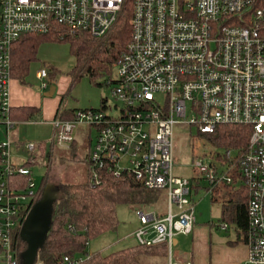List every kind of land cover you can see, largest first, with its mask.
Returning a JSON list of instances; mask_svg holds the SVG:
<instances>
[{"label":"built area","instance_id":"2783aa9c","mask_svg":"<svg viewBox=\"0 0 264 264\" xmlns=\"http://www.w3.org/2000/svg\"><path fill=\"white\" fill-rule=\"evenodd\" d=\"M124 5L131 7L130 36L116 65L113 110H79L70 120L54 119L53 145L70 149L78 124L96 130L88 155L89 183L102 173L130 175L145 189L163 191V214L137 208L132 236L140 246L164 245L168 264L175 260L176 236L187 235L196 218L190 180L173 177L176 125L212 134L218 126L238 125L250 136L237 165L248 191L245 244L247 264H264V0H0V247L5 264H18L12 232L21 226L37 196L30 167L40 143L23 142L12 152L15 127L10 109L11 49L26 35L62 38L86 33L100 38L115 23ZM47 91V71L36 74ZM227 151L224 160H231ZM16 157V158H15ZM17 160L21 163H17ZM208 157L193 168L208 185H232L234 165L218 168ZM18 177L27 179L24 186ZM220 229L228 226L222 223ZM63 257L57 264H78ZM34 264H42L36 262Z\"/></svg>","mask_w":264,"mask_h":264},{"label":"trees","instance_id":"16d2710c","mask_svg":"<svg viewBox=\"0 0 264 264\" xmlns=\"http://www.w3.org/2000/svg\"><path fill=\"white\" fill-rule=\"evenodd\" d=\"M130 16L131 7L124 5L113 26L100 38L90 37L86 33L70 35L60 28L57 29L63 32L61 39L53 35L22 36L11 49L10 79L17 80L24 86L30 65L36 61L37 50L41 43L68 41L70 55L74 59V65L67 74L70 78L69 91L82 78H87L92 85L101 86L97 84L98 79L110 76L112 67H116L125 50L130 36ZM52 77L53 74L47 71V80ZM109 82L113 83V80ZM104 102L101 104L102 108ZM37 111L33 108H22L21 112L25 113L21 117L22 120L24 122L31 120L33 113ZM77 111L79 110L62 111L58 108L54 119L70 120ZM249 136L250 129L238 125L218 126L212 134L199 135L204 138L211 149L234 153L230 161L224 160L226 167L234 165L228 173L233 179L232 185L216 187L211 196L212 202L221 203V221L227 226H234L236 241L231 244L245 243L246 239L248 191L240 176L237 161L247 146ZM73 146L74 143L70 149ZM43 148L44 144L41 142L40 151ZM219 158L217 155L216 159L219 160ZM224 162L218 163L223 167ZM24 166L31 167L32 165L25 164ZM46 179V176L42 179L37 189V196L29 206L30 208L41 198L42 191L48 183ZM16 181L24 186L27 179L18 177ZM57 187L59 197L53 205L50 229L43 247L38 251L36 262L57 264L65 256L81 257L82 261L78 264H141L142 257L158 263L166 261L164 245L140 246L137 244L108 254L87 251L90 241L118 228L117 209L119 206L158 208L157 204L164 202L163 191L147 190L140 182L126 174L115 178L102 173L100 184L91 186L89 169L86 184L57 185ZM190 187L191 196L199 190V184L194 179L190 180ZM19 233L20 229L12 232V250L17 263L21 264V255L27 245ZM0 254H2L1 247Z\"/></svg>","mask_w":264,"mask_h":264},{"label":"rangeland","instance_id":"374dc122","mask_svg":"<svg viewBox=\"0 0 264 264\" xmlns=\"http://www.w3.org/2000/svg\"><path fill=\"white\" fill-rule=\"evenodd\" d=\"M74 65V59L70 55L69 43L44 41L41 43L37 50L36 61L30 65L29 75L25 80V87L28 88L34 95H39L41 98L46 99L49 107L54 105L53 100H57V107L62 111L66 110H89L100 109L102 102L109 106L114 112V106L118 105L117 101L112 96L111 80H115L116 67H112L109 77H101L98 79L95 86L89 83L87 78H82L74 87L69 91L70 81L67 74L70 72ZM45 69L53 74V77L48 81L51 87H55V93L52 98H44L41 90V82L36 79V74L39 70ZM59 102V103H58ZM51 119L44 118L41 115L35 116L27 122L14 121L16 126L12 133H14L20 143L33 142L43 143L45 148L37 157L36 164L30 167L31 178L35 183L36 190L41 184L42 179L46 176V181L54 185H84L88 178V155L91 146L94 144L96 137V130L85 124H78L74 130V146L72 149H60L53 145V127ZM224 150H213L206 143L204 138L199 137L196 128L176 125L174 130V161H173V177L180 179H194L199 184V190L192 193L190 198L195 202L194 214L196 218L197 227H205V243L216 255L220 254L217 251V246L223 247H236L242 243L234 246L230 242H234L236 233L234 226L230 225L227 231L219 229L221 222V203L211 201V197L200 188L204 187L203 180L196 170L193 168V163L202 157H208L214 164L219 160L224 162ZM234 153H231V159ZM17 163L19 160H17ZM221 168L220 164H217ZM165 193H163V196ZM166 199L164 202L157 204L158 210L163 214ZM156 206V207H157ZM135 208L132 205H121L118 207V224L119 227L115 231H110L102 236L90 241L88 244L89 252L100 251L102 254L116 250L123 246L117 244L121 233L131 230L132 227L137 225V218L134 214ZM125 226L120 229V225ZM219 227V228H217ZM190 234V233H189ZM186 235L185 237L178 236V247L190 249L193 251L194 256L197 255L198 248L192 242L193 235ZM109 246V248L102 249V246ZM175 260L181 262L187 258V253L182 252L180 249H175ZM141 264H166L165 261L154 262V260L144 258ZM153 261V262H152ZM0 264H5L4 254H0ZM220 264H232L230 260H223ZM247 264V261H246Z\"/></svg>","mask_w":264,"mask_h":264},{"label":"crops","instance_id":"0c3cea01","mask_svg":"<svg viewBox=\"0 0 264 264\" xmlns=\"http://www.w3.org/2000/svg\"><path fill=\"white\" fill-rule=\"evenodd\" d=\"M69 81H70V78H69ZM9 91H10L9 103H10V109L12 111L11 112V118H12L13 122L14 121L15 122L16 121H23L21 117L24 116L25 113L21 112L22 108H33V109L38 110L37 112L33 113L32 118H34L35 116L41 115L44 118H48V119L53 118L51 121L54 120L56 110L58 109V107H57V100L58 99L53 100L52 103H54V105L52 107H49L48 106L49 102L46 99L41 98L39 95H34L33 93H31V91L28 88L21 85L17 80H13V79H10ZM42 92H46V91H42ZM43 97L48 98V97H45L44 94H43ZM74 110H79V109H74ZM15 126H16V124H15ZM10 138H11L12 142L15 144V146L12 149L13 154L15 156L22 154V150L17 146L20 143V141L16 139L14 133L11 132ZM44 148H45V146H44ZM203 183H204V181H203ZM200 188L202 189V191H205L210 197L212 196V193H208V185H206V183H204V187L201 186ZM217 203H219V202H217ZM124 226H125V224L120 225V229L123 228ZM118 227H119V225H118ZM137 227H138V221H137V225L135 227H132L131 230L124 232V233L122 232L120 238L117 240V244H122L123 246L119 247L116 250H112L108 253L115 252L118 250H122V249H125L128 247L136 246L137 243H136L135 239L133 238L132 234ZM217 228H219V227H217ZM191 234L193 235L192 242L195 243V245L198 248L197 255L194 256L193 251L190 249H185V248H181V247L179 248L178 247V241L176 240V238L178 236H176V238H175L176 243L174 244V250L176 248H178L182 252L187 253L186 259H188L191 264H220L223 260H226V259L230 260L232 262V264H246L247 256H248V248H247L245 243H242V245L236 246V247L217 246L216 247L217 251L220 254L216 255L214 252H212L209 248L206 247L205 227H203V226L197 227V224L195 223V225H194V227L191 230L189 235H191ZM179 236L186 238V235L185 236L179 235ZM235 241H236V238H235ZM234 242H230V245L234 246L237 244V243L231 244ZM88 246H89V244L87 245V251H88ZM100 248H102L104 250L106 248H109V246L108 245L102 246ZM96 252H100V251H96ZM89 253H95V252H89ZM108 253H105V254H108ZM163 261H165V260H163ZM165 262H166V264H168L167 259Z\"/></svg>","mask_w":264,"mask_h":264},{"label":"water","instance_id":"95a60500","mask_svg":"<svg viewBox=\"0 0 264 264\" xmlns=\"http://www.w3.org/2000/svg\"><path fill=\"white\" fill-rule=\"evenodd\" d=\"M55 87H49L44 93L45 97L52 98ZM59 197V189L56 185L47 183L41 198L30 208L20 229V237L26 243L27 248L21 255V264H34L38 251L43 247L47 233L50 229L53 215V205ZM176 240L174 241V244Z\"/></svg>","mask_w":264,"mask_h":264}]
</instances>
